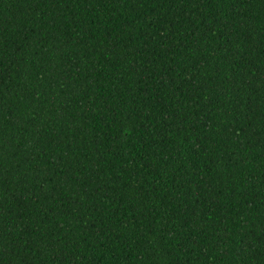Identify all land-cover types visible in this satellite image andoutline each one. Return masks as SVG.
<instances>
[{
  "label": "trees",
  "instance_id": "trees-1",
  "mask_svg": "<svg viewBox=\"0 0 264 264\" xmlns=\"http://www.w3.org/2000/svg\"><path fill=\"white\" fill-rule=\"evenodd\" d=\"M0 264H264V0H0Z\"/></svg>",
  "mask_w": 264,
  "mask_h": 264
}]
</instances>
